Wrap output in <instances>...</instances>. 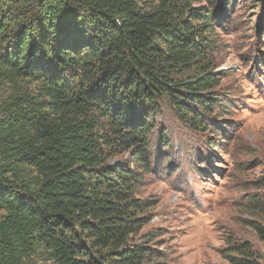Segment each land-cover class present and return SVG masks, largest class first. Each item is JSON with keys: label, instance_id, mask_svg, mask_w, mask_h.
Returning <instances> with one entry per match:
<instances>
[{"label": "trees", "instance_id": "trees-1", "mask_svg": "<svg viewBox=\"0 0 264 264\" xmlns=\"http://www.w3.org/2000/svg\"><path fill=\"white\" fill-rule=\"evenodd\" d=\"M211 13L177 0H0V80L29 82L0 104V264L40 253L160 264L153 237L131 242L150 204L134 193L164 104L206 137L222 117ZM121 149L130 163L109 165ZM226 258L260 264L244 246Z\"/></svg>", "mask_w": 264, "mask_h": 264}, {"label": "rangeland", "instance_id": "rangeland-1", "mask_svg": "<svg viewBox=\"0 0 264 264\" xmlns=\"http://www.w3.org/2000/svg\"><path fill=\"white\" fill-rule=\"evenodd\" d=\"M137 1L144 8L159 2ZM177 1L215 13L213 72L223 105L214 113L222 117L206 137L162 106L148 147L150 169L134 193L149 200L148 222L131 242L153 237L160 264H232L227 254L243 246L264 264L257 229L264 228V0ZM27 86L0 80V104ZM133 156V149H121L108 164L126 165ZM31 258L52 264L42 253Z\"/></svg>", "mask_w": 264, "mask_h": 264}]
</instances>
